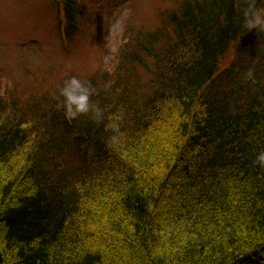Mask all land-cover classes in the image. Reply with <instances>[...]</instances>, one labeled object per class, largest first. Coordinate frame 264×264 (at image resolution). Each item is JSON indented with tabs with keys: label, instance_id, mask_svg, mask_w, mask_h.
<instances>
[{
	"label": "trees",
	"instance_id": "obj_1",
	"mask_svg": "<svg viewBox=\"0 0 264 264\" xmlns=\"http://www.w3.org/2000/svg\"><path fill=\"white\" fill-rule=\"evenodd\" d=\"M104 1H54L64 48ZM241 7L182 0L132 24L87 79L99 125L65 117L64 80L0 89V264H264V33Z\"/></svg>",
	"mask_w": 264,
	"mask_h": 264
},
{
	"label": "rangeland",
	"instance_id": "obj_2",
	"mask_svg": "<svg viewBox=\"0 0 264 264\" xmlns=\"http://www.w3.org/2000/svg\"><path fill=\"white\" fill-rule=\"evenodd\" d=\"M54 1L0 0L1 94L16 83H30V87H20L29 88L26 94H36L49 89L51 79L60 82L74 75L87 80L112 73L117 50L131 25L146 22L150 26L159 8H175L182 0H106L101 9L92 5L82 18L81 37L71 49L62 45Z\"/></svg>",
	"mask_w": 264,
	"mask_h": 264
},
{
	"label": "clouds",
	"instance_id": "obj_3",
	"mask_svg": "<svg viewBox=\"0 0 264 264\" xmlns=\"http://www.w3.org/2000/svg\"><path fill=\"white\" fill-rule=\"evenodd\" d=\"M264 0H242L240 10L241 27L245 32L255 30L264 33ZM249 72L248 76L251 77ZM60 107L69 120L87 117L97 125L104 120V109L93 100L99 94L98 89L90 80H82L70 76L57 86ZM253 164L264 168V150L257 152Z\"/></svg>",
	"mask_w": 264,
	"mask_h": 264
}]
</instances>
